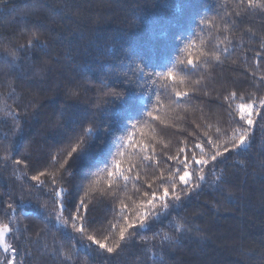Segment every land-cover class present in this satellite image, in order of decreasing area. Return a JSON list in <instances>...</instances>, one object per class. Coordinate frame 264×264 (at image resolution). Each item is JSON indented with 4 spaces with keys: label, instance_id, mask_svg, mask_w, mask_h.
<instances>
[{
    "label": "trees",
    "instance_id": "16d2710c",
    "mask_svg": "<svg viewBox=\"0 0 264 264\" xmlns=\"http://www.w3.org/2000/svg\"><path fill=\"white\" fill-rule=\"evenodd\" d=\"M247 4L0 0V228L14 264H264V120L239 153L194 166L188 195L119 254L88 240L114 246L145 192L184 187L195 145L206 154L239 126L226 95L259 107L264 10Z\"/></svg>",
    "mask_w": 264,
    "mask_h": 264
},
{
    "label": "snow or ice",
    "instance_id": "6c2138e0",
    "mask_svg": "<svg viewBox=\"0 0 264 264\" xmlns=\"http://www.w3.org/2000/svg\"><path fill=\"white\" fill-rule=\"evenodd\" d=\"M247 7H257L264 10V0H248ZM193 63V60L190 58L188 60V64L192 65ZM166 75L171 77V71L166 73ZM177 95L181 96L182 94L177 93ZM238 99L240 102L235 104V107H233V102L237 100V93L232 92L224 97V100L228 102V114L232 118V122L238 124L239 126L233 130L232 136L224 144H217L214 140L209 138L208 145H214V147H209L206 154L204 151V145L200 143L195 145V148L200 149L201 156L199 158L193 156L191 160L186 157L183 161L182 174L179 171L176 173V175L179 176L180 184L184 187H178L175 182L167 184L166 180L161 179L160 183L167 184V186L163 187L162 192L155 190L150 193H144L146 199L137 204L134 216L124 217L125 226L120 227L119 239L116 241L114 246H107L106 243L97 241L92 236H88V240L91 241L93 245L98 244L99 249L106 250L109 254H119L118 250L123 247V242L126 241L129 235L133 233L139 235L141 231L152 230L155 223L160 222L162 217L169 215L170 210L176 207L177 203L182 200V197L188 195L186 189L193 183V176L196 175L194 166L206 167L211 164L212 167H215L217 163L221 162V159H227V156L232 152L239 153L242 149H245L254 135L255 127L259 125L262 120H264V97L259 98V107L255 106L256 100L247 101L244 96H240ZM233 113L239 115V120L235 119ZM253 113H255V118ZM180 151L184 152L185 149L182 148ZM76 153H78L77 149L73 148L69 155L74 156ZM17 163H19V161H17ZM61 167H63V165ZM190 167L193 168V171L191 172L188 170ZM121 174L119 165H117L114 170L108 172L109 177ZM40 175H43V173ZM32 179L39 180V176H33ZM125 179H127V177H125ZM203 179H205L204 175H199V180ZM53 183H55V179H53ZM199 186V184H196V187ZM52 191L55 192V189L53 188ZM56 195H61V193H56ZM71 199L72 204L69 206L76 209L75 215L72 216V220L75 221L76 218L80 216V206L82 202H77L75 196H72ZM9 207H11V205ZM64 208L65 204L61 203V209L63 210ZM89 210V208H85V214L81 217V219L86 221L88 224H91L94 223V221H87V212ZM57 219H59V217ZM170 224H172V222H170ZM73 226L75 227V223ZM112 227L115 228V225H112ZM182 227L183 226L179 223H175L174 225L176 232H180ZM7 230V226H5L4 231ZM85 230V225H82L78 229L80 232H84ZM157 235L159 234L154 233V238ZM105 239H107V237H105ZM170 239V236L164 234V241H168ZM6 250H10L12 252L17 251V249L13 246H6ZM161 259L163 260V258ZM4 264H14V261L13 259L6 258Z\"/></svg>",
    "mask_w": 264,
    "mask_h": 264
},
{
    "label": "rangeland",
    "instance_id": "374dc122",
    "mask_svg": "<svg viewBox=\"0 0 264 264\" xmlns=\"http://www.w3.org/2000/svg\"><path fill=\"white\" fill-rule=\"evenodd\" d=\"M5 227L0 228V264H4L6 258H13L12 252L6 250V246H9L8 241H6L7 231H4Z\"/></svg>",
    "mask_w": 264,
    "mask_h": 264
}]
</instances>
